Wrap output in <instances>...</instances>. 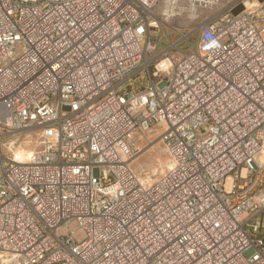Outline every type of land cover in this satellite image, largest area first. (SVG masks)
Segmentation results:
<instances>
[{"label":"built area","instance_id":"1","mask_svg":"<svg viewBox=\"0 0 264 264\" xmlns=\"http://www.w3.org/2000/svg\"><path fill=\"white\" fill-rule=\"evenodd\" d=\"M218 1L0 0V264H264V0L166 23Z\"/></svg>","mask_w":264,"mask_h":264},{"label":"rangeland","instance_id":"2","mask_svg":"<svg viewBox=\"0 0 264 264\" xmlns=\"http://www.w3.org/2000/svg\"><path fill=\"white\" fill-rule=\"evenodd\" d=\"M231 1L220 0L214 4L200 6L182 3L168 10L170 16L166 19V23L170 27L180 30L195 29L207 19L224 11ZM28 137L30 139L35 138L33 135ZM158 137L159 134L155 131L147 132L137 142L138 153L131 163V167L148 183L159 177L167 170L168 164H171L170 158ZM20 150H32V148H18L16 151Z\"/></svg>","mask_w":264,"mask_h":264},{"label":"bare ground","instance_id":"3","mask_svg":"<svg viewBox=\"0 0 264 264\" xmlns=\"http://www.w3.org/2000/svg\"><path fill=\"white\" fill-rule=\"evenodd\" d=\"M32 150H20L14 151L15 158L18 162H27L30 159V154ZM171 164L169 163L168 166ZM148 183V182H147Z\"/></svg>","mask_w":264,"mask_h":264}]
</instances>
